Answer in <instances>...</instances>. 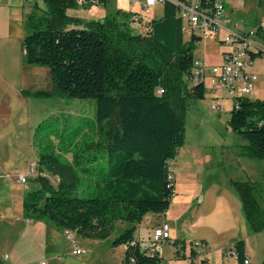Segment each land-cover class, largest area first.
Masks as SVG:
<instances>
[{
  "label": "trees",
  "instance_id": "obj_1",
  "mask_svg": "<svg viewBox=\"0 0 264 264\" xmlns=\"http://www.w3.org/2000/svg\"><path fill=\"white\" fill-rule=\"evenodd\" d=\"M43 2L44 14L27 18L22 46L26 64L50 68L51 88L30 94L94 99L99 137L73 151L70 159L62 155L65 149L37 150L30 179L39 186L25 193L23 215L98 239L107 238L117 221H125L129 225L112 242L125 246L122 264H164L161 244L151 235L152 242L142 247L135 231L147 214L165 213L175 193V181L168 174L170 161L184 143L183 110L188 100L204 98L206 93L204 81H188L194 44L201 36L184 39L183 20L171 2L163 4L159 19H152L151 30L142 33L118 10L120 22L113 15L85 27H69L80 23L66 13L79 6L75 0ZM212 2L200 0V5ZM159 87L162 93L157 92ZM228 125L249 142L254 155L264 156V99L236 98ZM232 183L250 229L263 231L260 183ZM181 247L185 248L184 241ZM229 248L243 263L244 240L223 252ZM194 257L190 246L189 264ZM199 260L208 264L203 254Z\"/></svg>",
  "mask_w": 264,
  "mask_h": 264
},
{
  "label": "rangeland",
  "instance_id": "obj_2",
  "mask_svg": "<svg viewBox=\"0 0 264 264\" xmlns=\"http://www.w3.org/2000/svg\"><path fill=\"white\" fill-rule=\"evenodd\" d=\"M25 8L28 9V16L34 14L39 17L44 14L45 5L43 0H22ZM224 8L233 15V19L246 25L252 26L256 21L264 22V0H242V6L230 7L228 4L232 0H223ZM119 5L126 8L125 1H120ZM114 4L98 5L92 4L87 7L67 9V15L79 19L80 23H71L69 27H85L92 25L98 20L111 19L113 15L116 21L122 19L116 13ZM163 14V5L159 4L153 8L151 17L159 19ZM27 16V18H28ZM139 32L142 28L137 24ZM223 33L212 36L201 37L194 44V59L203 60L206 66L204 83L206 93L204 98H193L188 100L187 106L183 110L185 120L184 143L177 149V154L170 161V167L175 179V193L171 198L168 210H172L171 202L179 203L194 201L205 193V198H211L214 184L222 189H229L236 192L232 181L256 180L260 185H264V156L254 155L250 150L249 142L240 134L232 131L228 125L234 101L226 97L225 92L211 91L209 68L219 65L222 62V52L228 47L221 42ZM190 34L184 33V39L188 40ZM263 70L258 74V80L254 89L248 94L251 99H264V57L260 60ZM47 98V97H46ZM43 104L44 108L39 114V124L35 132V145L39 151H55L65 149L62 155L67 159L71 158L72 152L85 147L86 142L96 140L98 134V122L96 119V102L94 99L71 98V97H48ZM211 105L223 106L222 110H212ZM39 126V127H38ZM60 143L58 144V142ZM106 162V161H102ZM32 179V178H31ZM29 179L26 181L25 192L36 189L39 185L36 181ZM52 182L55 183L54 178ZM213 186V185H212ZM81 187L78 191L83 195ZM199 197V198H198ZM206 203V204H207ZM171 206V207H170ZM175 206V204H174ZM199 212H205V205L198 206ZM193 210L186 216L193 215ZM168 216L170 214L168 213ZM202 221H205L201 217ZM129 224L125 221H117L111 234L104 239L86 238L74 232L75 239L82 245L87 246L94 255L103 257L113 264H121L124 257L125 246L113 245L114 238L122 232ZM56 229V228H55ZM59 230V229H57ZM204 227L196 231L188 232L185 229V249L181 247L183 238H176L177 244L167 241L161 244V254L164 264H189V248L196 241H202L199 235L205 232ZM64 235V230H59ZM231 234L218 236L209 240L208 246L201 248L202 254L208 256L209 264H222L223 253L219 247V241H230ZM135 236L141 241L142 247L148 246L150 240L149 221L140 224ZM59 238V237H58ZM61 238V237H60ZM61 240V239H60ZM187 254V255H186ZM82 254L80 256H86ZM262 256V254H258ZM196 259V263L200 264Z\"/></svg>",
  "mask_w": 264,
  "mask_h": 264
},
{
  "label": "crops",
  "instance_id": "obj_3",
  "mask_svg": "<svg viewBox=\"0 0 264 264\" xmlns=\"http://www.w3.org/2000/svg\"><path fill=\"white\" fill-rule=\"evenodd\" d=\"M228 3L230 7L242 6V0ZM28 9L22 0H0V264H109L77 240L79 246L87 249V255L73 254V243L59 230L44 220L23 215L22 201L26 193L23 188L27 182L21 183L17 178L26 175L28 181L32 176L28 174L29 164L36 160L38 150L33 133L39 124L43 104L48 100L30 92L51 88L49 67L24 62L22 40L28 31ZM224 14L234 20L232 12L224 9ZM262 58L256 60L254 70L257 73L263 70ZM212 185L208 203L205 193L192 202H171V211L160 215L147 214L140 224L149 221L151 236L153 227L161 221L168 222L171 240L183 238L182 241L185 240V229L198 233L199 228L204 227L205 232L198 238L205 247L213 237L231 234L230 241H219L224 255L222 264H243L223 252L225 247L239 239L244 240L249 264H264V230L252 232L237 192ZM260 190L259 200L264 208V185ZM200 205H205L204 213L198 211ZM191 210L193 215L187 217ZM201 217L205 219L202 225ZM205 258L209 264L208 256Z\"/></svg>",
  "mask_w": 264,
  "mask_h": 264
},
{
  "label": "built area",
  "instance_id": "obj_4",
  "mask_svg": "<svg viewBox=\"0 0 264 264\" xmlns=\"http://www.w3.org/2000/svg\"><path fill=\"white\" fill-rule=\"evenodd\" d=\"M79 6L87 7L92 4L105 5L114 4L116 10L125 12L128 21L137 24L142 31L151 30L152 10L157 5L171 2L177 6L179 14L183 20V32L197 34L201 37L212 36L223 33L220 40L228 47L222 52L223 59L219 65L209 68L211 91L225 92L226 97L233 101L238 97L248 95L258 80V74L254 70L256 60L264 57V22H258L252 26H246L236 20H231L224 14V1L213 0L207 7L200 5V0H75ZM120 1L126 2V8L119 5ZM206 66L203 60L194 59L191 75L188 77L190 84H197L204 81ZM163 89L158 88L157 92L162 93ZM224 107L211 105L212 110H222ZM37 160H32L29 164L28 174L35 172ZM171 169V167H170ZM168 179L173 180L172 170L168 174ZM17 180L21 183L26 182V175H20ZM64 235L73 243V254H85L87 249L76 243L74 233L65 229ZM152 237L156 244L165 241L170 242L169 223L161 221L152 229ZM203 241H196L192 247L196 252V257L192 259L193 264L202 255L201 248L205 247ZM236 257L233 249L229 248L225 252ZM31 264V263H28ZM41 264H44L41 262ZM243 264H249L245 257Z\"/></svg>",
  "mask_w": 264,
  "mask_h": 264
}]
</instances>
